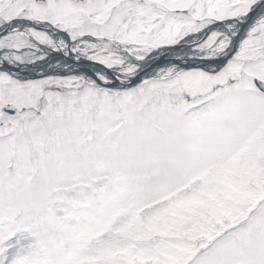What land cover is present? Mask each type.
<instances>
[{
	"label": "snow or ice",
	"instance_id": "obj_1",
	"mask_svg": "<svg viewBox=\"0 0 264 264\" xmlns=\"http://www.w3.org/2000/svg\"><path fill=\"white\" fill-rule=\"evenodd\" d=\"M0 264H264V0H0Z\"/></svg>",
	"mask_w": 264,
	"mask_h": 264
}]
</instances>
